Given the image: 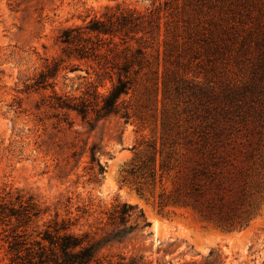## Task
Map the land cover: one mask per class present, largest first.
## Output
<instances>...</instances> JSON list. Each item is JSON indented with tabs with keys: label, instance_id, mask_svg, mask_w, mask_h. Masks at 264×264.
Segmentation results:
<instances>
[{
	"label": "rangeland",
	"instance_id": "obj_1",
	"mask_svg": "<svg viewBox=\"0 0 264 264\" xmlns=\"http://www.w3.org/2000/svg\"><path fill=\"white\" fill-rule=\"evenodd\" d=\"M244 1L202 0L184 16L194 19L198 39L223 30L262 40L264 0ZM164 2L0 0V201L16 205L17 196L31 197L43 211L21 227L15 218L0 221V264H27L48 226L62 221L71 233L86 236L104 262L125 257L137 264H264V95L251 101L239 96L250 82L254 55L214 63L200 50L198 59L184 60V71L166 77L177 81L178 92L172 84L164 91ZM117 5L142 12L160 8L156 79L125 97L128 122L53 114L42 99L53 90L81 95L89 82L97 84L92 71L84 65L77 72L62 70L46 90L25 86L59 54L62 29ZM108 87L103 82L98 90ZM163 142L175 145L166 149L172 170L161 181L157 172L153 185L137 190L125 171L146 159L148 145L159 149ZM92 145L102 173L89 162ZM202 145L206 153L197 154ZM200 160L215 165L207 167L211 178L200 179L202 194L194 202L185 197L186 178ZM176 196L178 204L161 203ZM122 204L141 210L148 226L138 222L123 232L112 224L108 217Z\"/></svg>",
	"mask_w": 264,
	"mask_h": 264
},
{
	"label": "trees",
	"instance_id": "obj_2",
	"mask_svg": "<svg viewBox=\"0 0 264 264\" xmlns=\"http://www.w3.org/2000/svg\"><path fill=\"white\" fill-rule=\"evenodd\" d=\"M201 1L164 2L165 22L161 57L165 79L162 81V89L165 91L168 85L172 84L173 90L178 92L177 81L175 79L168 81L166 77L176 71H184V60L198 59L200 50L206 52V58L214 63L226 57L238 60L250 53L254 55V61L250 62V82L241 90V94H238L245 100L259 99L264 95V39L247 41L249 35L238 39L235 34L225 35L223 30L219 35H214L211 31L210 37L201 35V39H198V33L193 25L194 19L184 15L190 13L188 8L196 6ZM178 7L181 8L180 11H177ZM160 11L159 7L142 12L117 5L107 8L100 17L84 21L82 25L62 29L57 36L59 54L44 66L33 83L25 86V90H46V83L49 80L54 81L62 70H65V73L77 72L83 70L84 65L92 71L97 84L89 82L79 96L59 95L53 90L51 95L42 99V106L55 115L74 112L83 120L89 115H93L97 120L118 116L128 122L131 118V108L125 97L156 79V76H153L156 74L154 66L160 57L158 41L162 19ZM86 74L89 75L88 70ZM103 82H108L109 87L105 92H100L98 88ZM58 121L65 123L66 118H58ZM173 146L174 143L167 145V142H163L159 149L148 145L149 154L146 159L131 165L125 171L132 183L138 185L137 190H141V186L146 183L153 185L157 172L161 181L163 176L172 170L171 153L166 149L169 150ZM205 149L202 145L196 153L204 155ZM97 154V148L92 145L88 149L89 162L96 164L102 173L103 167ZM210 165L213 166L215 163L200 160L195 168L191 169V174L186 178L187 199L196 202L201 196L200 179L211 178L207 169ZM15 200L16 205L0 201L2 223L15 218L17 227H21L43 213L31 197L25 199L17 196ZM161 203L178 204L180 199L176 196ZM108 220L123 227V232L133 231L138 227V222L142 227L148 226L142 211L127 204L116 206ZM131 220L133 224H129ZM48 228L40 241L35 243V248L29 250L30 260L27 264H137L135 258L126 260L125 257L115 263L104 262L98 256L95 246L86 240L87 237L71 233L66 222H54L52 227ZM15 246H18V243Z\"/></svg>",
	"mask_w": 264,
	"mask_h": 264
}]
</instances>
